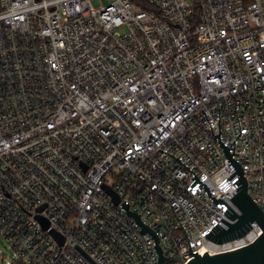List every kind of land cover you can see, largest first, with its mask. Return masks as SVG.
<instances>
[{
  "label": "built area",
  "instance_id": "2783aa9c",
  "mask_svg": "<svg viewBox=\"0 0 264 264\" xmlns=\"http://www.w3.org/2000/svg\"><path fill=\"white\" fill-rule=\"evenodd\" d=\"M219 130L264 211V0H0L10 264H93L76 243L98 264H186L253 242L256 220L206 235L241 213Z\"/></svg>",
  "mask_w": 264,
  "mask_h": 264
},
{
  "label": "water",
  "instance_id": "95a60500",
  "mask_svg": "<svg viewBox=\"0 0 264 264\" xmlns=\"http://www.w3.org/2000/svg\"><path fill=\"white\" fill-rule=\"evenodd\" d=\"M204 114L205 116L207 115L205 111ZM208 119L209 118H207V120ZM218 123L220 129V107ZM214 135L218 138L220 145L223 146L224 152L230 160L229 164L232 167L235 166L236 168V171L233 172L229 176V178L238 173L240 177L236 181H234V183L237 182L239 184L242 182L243 184L236 188L238 192H234L235 195L231 197L234 204L239 208L241 212L240 214L234 212L231 215V218H237V221L234 223H230L224 218H221V220L227 223L229 227L225 229L221 224L217 223L214 227H212V230L206 234L207 237L216 242H223L235 238L237 236H241L252 227L250 223L254 220H256L260 224V226L263 228V232L248 245L239 247L234 250L217 253L214 255H210L208 251H206L204 255H197L195 258H193L191 261H188L186 264H264V211L249 194L248 181L246 179V176L243 175L245 170H243L241 164L233 158V155L227 147L226 143L221 139L220 130L218 131V134ZM109 191L111 192L110 189ZM115 198L116 200H119V197L117 195H115ZM41 221L45 228L49 227V222L47 220L41 219ZM52 233L54 236L60 238L63 241L62 236L58 232L52 230ZM75 247L93 264H98L77 243L75 244ZM160 262L161 264H163V256H161Z\"/></svg>",
  "mask_w": 264,
  "mask_h": 264
},
{
  "label": "rangeland",
  "instance_id": "374dc122",
  "mask_svg": "<svg viewBox=\"0 0 264 264\" xmlns=\"http://www.w3.org/2000/svg\"><path fill=\"white\" fill-rule=\"evenodd\" d=\"M14 251L8 242L0 237V264H10L14 260Z\"/></svg>",
  "mask_w": 264,
  "mask_h": 264
}]
</instances>
